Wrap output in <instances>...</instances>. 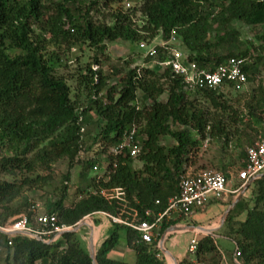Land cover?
<instances>
[{
  "label": "trees",
  "instance_id": "obj_1",
  "mask_svg": "<svg viewBox=\"0 0 264 264\" xmlns=\"http://www.w3.org/2000/svg\"><path fill=\"white\" fill-rule=\"evenodd\" d=\"M219 1L142 0L127 8L120 6L122 0H0V227L25 211L32 224L36 212L27 209L33 206L28 200L18 202L25 190L52 187L54 166L62 160H68L70 169L81 167V187L72 201L69 171L54 190L58 199L49 196L46 214L70 227L97 213L131 221L135 211L138 222H152L146 212L157 216L179 195L180 176L207 140L222 150L232 142L239 151L236 158L221 159L225 175L245 166L247 149L264 123V85L257 84L264 35L257 37L260 45L255 47L256 39L244 42L236 24L264 29V0ZM172 37L199 70L212 72L232 58L247 60L248 84L258 86L236 97L232 88L190 90L171 68H150V57L144 66L128 61L127 45L140 50L142 42ZM117 44L125 54L107 73V51ZM76 49L94 56L86 61L77 57L73 91L59 71L63 58L68 60ZM159 54L165 62L166 51L159 48ZM89 126L98 130L93 137ZM133 129L139 155H115L113 150ZM167 138L174 141L172 146L163 144ZM82 153L85 158L79 161ZM94 166L106 170L103 179L97 180ZM2 176L12 181H2ZM115 189L122 190L120 199L102 195ZM177 222L164 223L153 243L131 227L113 224L97 250L98 264H128L111 257L123 240L121 232L136 253L135 264H168L159 242ZM78 233H66L51 244L0 233V250L5 252L0 264H93ZM223 234L235 245L234 252L225 254L217 239L200 235L194 260L178 264H227V257L238 264V253L240 264H264V177L250 185L231 211Z\"/></svg>",
  "mask_w": 264,
  "mask_h": 264
},
{
  "label": "built area",
  "instance_id": "obj_2",
  "mask_svg": "<svg viewBox=\"0 0 264 264\" xmlns=\"http://www.w3.org/2000/svg\"><path fill=\"white\" fill-rule=\"evenodd\" d=\"M130 8V4L126 5ZM157 39L151 44L142 42L140 50L144 57H150V68L157 65L163 68H171L177 75L183 76L190 90L196 89H227L232 88L235 92H242L248 84L247 74L244 72V65L247 60L232 58L226 64L217 67L214 71L199 70L195 63L189 61L188 57L176 48L177 39L172 37L168 42L161 40L156 43ZM159 48H163L167 54V60L163 63L160 61ZM84 131V129H83ZM207 140L203 148H207ZM139 146L136 143V130L124 135L122 143L113 150L115 155L128 151L132 157L139 155ZM106 170L94 166V175L97 180L105 177ZM264 175V123L262 132L253 146L247 149V160L245 166L238 168L228 176L222 171L216 169H201L191 171L190 166L186 168L185 173L179 179V195L170 199L167 209L157 216L153 211L146 212V216L154 218L152 222L147 220L138 222V213L133 211L131 221L122 217H113L107 213H97L107 217L112 224H121L138 231L146 243H153L160 237V231L165 223L178 217L190 218L197 211L205 209L216 201H224L230 196H239L247 187H250L256 180ZM102 195L107 199H120L123 192L120 189L111 191H102ZM159 204V201L157 202ZM88 216L86 218H91ZM37 227H33L26 215H21L11 220L1 230L7 233V236L26 235L30 237H40L45 243L58 241L64 234L73 230L74 227L59 224L58 217L54 214H40L36 220ZM168 229L162 238L168 235ZM161 238V239H162ZM161 242V241H160ZM159 242V247H160ZM11 244V243H10ZM198 246V236L192 240L190 251L195 253ZM240 254H237L239 257Z\"/></svg>",
  "mask_w": 264,
  "mask_h": 264
},
{
  "label": "rangeland",
  "instance_id": "obj_3",
  "mask_svg": "<svg viewBox=\"0 0 264 264\" xmlns=\"http://www.w3.org/2000/svg\"><path fill=\"white\" fill-rule=\"evenodd\" d=\"M46 2H50L51 0H44ZM214 1L215 4L220 3L219 0H212ZM137 2H142V0H122V2L120 3V6L123 7H127V4H130L131 7H133ZM127 9V8H126ZM237 27L242 31L243 33V41L247 42V41H251L256 39L255 41V47H258L260 44L258 42V38L263 37L264 35V29L261 28H249V27H245L242 23L238 22ZM258 37V38H257ZM215 38L214 34L210 35V41H213ZM156 43H161V38L157 39ZM247 48H251V46H249L248 44ZM123 45H113L111 47H109L108 51H107V55L110 56L108 62H104L103 68L105 69V71L107 73L111 72V65L112 64H120L122 62V60H120V57L123 56L125 54V52H123ZM179 46H176L177 49ZM127 49V55L131 54L128 57V61H131V59L133 60L134 64L133 66H144V60L145 57L144 55L141 53V51L138 49H136V47L132 46L129 47V45L126 46ZM131 50V51H130ZM258 54L256 53V56ZM94 56V53L89 51H85V52H81L79 49H76V51H73V56L70 57L68 60H66V58H63V67L60 68L59 74L60 75H64L69 79V84L71 85L73 91L76 88V83H75V79H76V75L78 73V65H77V57L78 58H83L85 61L91 57ZM76 57V58H75ZM103 61H105L104 58H101ZM250 61L252 62L253 59H250ZM66 63L68 64V66H66ZM262 83L264 85V60L262 62L261 65V75L259 76L258 79V85ZM112 84H117V81H112ZM257 85V86H258ZM256 85H252V84H248L247 87L245 88L244 91L242 92H237V93H232L231 96L236 97L239 95H245L247 94L250 89L252 87H254ZM256 86V87H257ZM231 93V92H230ZM226 94H229L226 92ZM74 96V95H73ZM166 97H164L163 99H165ZM259 127H257L258 129ZM261 128V126H260ZM87 131L89 134H91V136L93 137L98 130L94 127V126H89L87 128ZM260 131V129H259ZM251 133V131H250ZM87 139V137H86ZM90 139V137H89ZM164 145L167 146H172L174 144V141L171 138H167L163 141ZM203 147V146H202ZM199 148L196 153L192 156V159L189 162V166H192L194 170H201V169H216V170H220L221 168V159H224V157H230L233 156V158H236L239 155V151L235 149V145L231 142L229 143V147L226 149L221 148V146H218V144L215 141H210L209 140V145L207 148H203L202 149ZM222 150V151H221ZM85 158V154L82 153L80 156V160L82 161ZM228 160V159H227ZM136 168H140L141 164L139 162H137L135 164ZM235 169H238V167H234L231 170V173H233V171H235ZM54 171H55V183L52 185V187H48L46 189H44L43 191H38V190H34V191H27L25 190V192L23 193L22 197L20 198L18 203H22L24 204L27 200L29 202V204L31 206H33L31 209H27V211H35V215L33 217V221H32V225L33 227H37V222H36V218L40 215V214H44L46 213V211H48V198L50 195H54L55 199H58V195L56 193H54V190L58 187L61 186V182H62V178L67 175L69 173V171H71V197H72V201L75 199V195L77 193L78 188L81 187L80 185V172H81V167L77 166L74 169H70L69 167V162L68 160H62L60 162H58L55 166H54ZM2 181H12L10 178H6L4 176L1 177ZM238 197L237 196H233V197H229L228 198V207L226 208L223 204H219L221 203V201H216L213 202L212 206L209 207L207 209V207L205 209L199 210L196 212L197 214V218H207V221H205V223H207L209 221V219L213 218L214 220V225L215 226H222V218L225 214V212L227 211V209L232 205V203L234 202V200ZM17 204V203H16ZM35 207V208H34ZM34 208V209H33ZM226 208V209H225ZM225 209V211H224ZM224 211V212H223ZM0 213H2V210H0ZM21 215H28V212H23L22 214H19L17 216L11 217L6 223H9L11 220L15 219L18 216ZM178 215L175 214L174 215V219H177ZM198 222H200L198 220ZM225 224V223H224ZM89 226H92L91 223L88 224ZM224 227V225L222 226ZM94 229V227H93ZM90 234H91V229L84 227L81 229V231L78 233L79 239L82 242V245L84 248H89L88 247V241L90 238ZM122 235V239L124 240V234L123 232H121ZM199 237V236H198ZM173 237H171L170 239L167 240V248L170 251H173L178 257L183 256L186 258H189L190 260H194V253H192L190 251V247H191V243L192 240L187 234H182L180 236H177V242L174 244V241L172 240ZM122 240V241H123ZM220 246L223 250V252L225 254H229V252H234L235 250V245L232 242H226V241H219ZM0 254L2 255V257H5V252H3V250H0ZM113 258L115 257V255H112ZM168 264H172V260L169 258L167 259ZM227 264H234L233 258L232 257H227L226 261ZM236 263L240 264V257H237L235 260Z\"/></svg>",
  "mask_w": 264,
  "mask_h": 264
},
{
  "label": "crops",
  "instance_id": "obj_4",
  "mask_svg": "<svg viewBox=\"0 0 264 264\" xmlns=\"http://www.w3.org/2000/svg\"><path fill=\"white\" fill-rule=\"evenodd\" d=\"M190 169H191V171H194V172L199 171V170H194L192 166H190ZM231 197H233V196H231ZM228 198H226L224 201H221V203H219V204H223L227 208L228 207V204H227ZM211 206H212V204L210 206H208L207 209ZM225 209H224V211H225ZM197 217H198L197 214H195L194 216L187 218V220H183L182 217H178L177 219L165 221L166 224H169L172 221L178 220V222L176 224H174L173 226H171L170 228L178 227V228H180V230H177V231H174L171 233L169 232L168 235L165 237V243H164V248L171 254V256L174 259H176V261L178 263L181 262L182 260H184L185 257H184V255L178 257L173 251H170L166 246L167 240L174 236V238H172V240L174 241V244H175L177 242V236H180L182 234H187L191 239H194L195 237L200 236V235H205L204 233H202L198 229H193L191 227H201V228H206L208 230H213L214 233L211 236H213L215 239H217L218 241L223 240L226 242H231L229 240V238H227L223 234V227L222 226L218 227V226L214 225V223H213L214 219L213 218L209 219V221L207 223H205V221H207V218H204V219L200 218L199 219ZM90 220L94 225L93 243H94L95 249L97 251L102 246V244L105 242V240L111 235V233L113 231V224L107 217H105L103 215H96L95 217H91ZM198 220L200 222H198ZM97 221H98V223H97ZM84 227L90 228V226L88 224H85ZM84 227H82V228H84ZM169 229H168V231H169ZM123 234H124V232H123ZM90 236H91V234H90ZM89 243H90V238L88 241V247H89ZM160 250H161V248H160ZM162 253H163V251H162ZM112 255H115V257L113 258ZM112 255H111V257L113 259L119 260V261H122V262H125L128 264H135L136 260H137V256H136L135 251L129 249L124 240L116 248V250L112 253ZM163 255L166 257L165 253H163Z\"/></svg>",
  "mask_w": 264,
  "mask_h": 264
},
{
  "label": "water",
  "instance_id": "obj_5",
  "mask_svg": "<svg viewBox=\"0 0 264 264\" xmlns=\"http://www.w3.org/2000/svg\"><path fill=\"white\" fill-rule=\"evenodd\" d=\"M264 175H262L259 179L263 178ZM249 187H247L235 200L234 202L232 203V205L227 209V211L225 212L223 218H222V226L224 225V223L226 222L229 214L231 213V211L235 208V206L238 204V202L242 199V197L244 196V194L246 193L247 189ZM89 221H91L89 218H85L84 220H82L80 223H78L74 228L73 230L69 231L68 233H77L81 230L82 227H84L85 224H87ZM92 226H90L91 228V236H90V243H89V254H90V257L92 259V262L93 264H98V261H97V251L95 249V246H94V243H93V223L91 222ZM193 229H198L199 231H201L202 233H204L205 235H212L214 233L213 230H208L206 228H201V227H191ZM177 230H180V228L178 227H173V228H170L168 232H174V231H177ZM0 233H3L5 235H8L7 233L3 232L0 228ZM39 241H43V239H41L40 237H33ZM164 243H165V237L162 238L161 240V243H160V248L161 250L163 251V253H165L166 255V259H171L172 260V264H178V262L176 261V259H174L171 254L164 248ZM49 244V243H47Z\"/></svg>",
  "mask_w": 264,
  "mask_h": 264
},
{
  "label": "bare ground",
  "instance_id": "obj_6",
  "mask_svg": "<svg viewBox=\"0 0 264 264\" xmlns=\"http://www.w3.org/2000/svg\"><path fill=\"white\" fill-rule=\"evenodd\" d=\"M89 222H91V221H89ZM89 222H88V223H89ZM88 223H87V224H88Z\"/></svg>",
  "mask_w": 264,
  "mask_h": 264
}]
</instances>
